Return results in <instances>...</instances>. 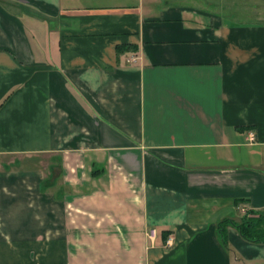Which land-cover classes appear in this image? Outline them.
I'll use <instances>...</instances> for the list:
<instances>
[{
  "label": "crops",
  "instance_id": "1",
  "mask_svg": "<svg viewBox=\"0 0 264 264\" xmlns=\"http://www.w3.org/2000/svg\"><path fill=\"white\" fill-rule=\"evenodd\" d=\"M249 209L264 0H0V264H264Z\"/></svg>",
  "mask_w": 264,
  "mask_h": 264
},
{
  "label": "trees",
  "instance_id": "2",
  "mask_svg": "<svg viewBox=\"0 0 264 264\" xmlns=\"http://www.w3.org/2000/svg\"><path fill=\"white\" fill-rule=\"evenodd\" d=\"M231 224L248 241L264 243V209H249L238 222L232 219H225L220 224Z\"/></svg>",
  "mask_w": 264,
  "mask_h": 264
},
{
  "label": "built area",
  "instance_id": "3",
  "mask_svg": "<svg viewBox=\"0 0 264 264\" xmlns=\"http://www.w3.org/2000/svg\"><path fill=\"white\" fill-rule=\"evenodd\" d=\"M251 139H252V135H251ZM154 235H155L154 231L151 230V231L149 232V237L152 238ZM166 244L171 245V243H170V239L166 242Z\"/></svg>",
  "mask_w": 264,
  "mask_h": 264
}]
</instances>
